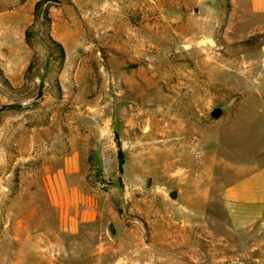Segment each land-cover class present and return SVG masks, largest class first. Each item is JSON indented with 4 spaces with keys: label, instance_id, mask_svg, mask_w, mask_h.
<instances>
[{
    "label": "rangeland",
    "instance_id": "rangeland-1",
    "mask_svg": "<svg viewBox=\"0 0 264 264\" xmlns=\"http://www.w3.org/2000/svg\"><path fill=\"white\" fill-rule=\"evenodd\" d=\"M234 8L0 0V195L42 185L74 150L73 178L97 210L75 234L43 219L36 255H19L0 219V264H264V226L223 227L232 217L222 192L264 191V30ZM191 185L214 236L198 255L163 242V219H197L182 204Z\"/></svg>",
    "mask_w": 264,
    "mask_h": 264
},
{
    "label": "crops",
    "instance_id": "crops-1",
    "mask_svg": "<svg viewBox=\"0 0 264 264\" xmlns=\"http://www.w3.org/2000/svg\"><path fill=\"white\" fill-rule=\"evenodd\" d=\"M232 1L238 17L254 18L261 23L256 30H264V0ZM67 141L72 142L70 139ZM59 158L62 161L61 165L47 174L45 179L43 178L42 185L34 187L21 185L9 196L4 194L2 198L0 195V211L3 212L0 219H6V232L10 233L14 241L19 242V255H28L29 252L31 255H36L42 252L43 249L38 247L37 241H44L46 238L43 219H48L49 215L55 219L53 232L56 234H75L81 225L91 224L97 220V210L93 200L83 195L73 178L80 172L79 154L71 150ZM250 180L247 184L251 182ZM191 187L192 185L185 189L182 204L188 213L195 208L197 218L199 215L196 210L203 202L202 200L199 202L197 190L194 194ZM222 197L228 202L232 217V219H225L224 230L253 232L257 226L260 228L264 226V219H258L264 209V191L236 185L222 192ZM233 204L243 206L244 212L234 209ZM28 219H40V221H36L37 224L32 229L29 228ZM162 232L166 246L174 248L181 246L186 250L187 255L201 254L205 246V238L208 239L207 241L214 239L213 232L205 223V219L198 218L163 219ZM215 238L227 239L222 234ZM33 243L36 244L33 245ZM29 245L32 246L29 248ZM207 248L209 245L206 246Z\"/></svg>",
    "mask_w": 264,
    "mask_h": 264
},
{
    "label": "bare ground",
    "instance_id": "bare-ground-1",
    "mask_svg": "<svg viewBox=\"0 0 264 264\" xmlns=\"http://www.w3.org/2000/svg\"><path fill=\"white\" fill-rule=\"evenodd\" d=\"M176 106V105H175ZM161 112V111H160ZM171 112H172V110H169V111H167L164 115H163V117H162V119L163 120H166L167 118H168V116L171 114ZM177 112H179V111H177ZM176 113V112H175ZM175 115V114H174ZM172 117H173V115H172ZM177 118V117H176ZM180 118V117H179ZM161 119V120H162ZM173 119H175L174 117H173ZM176 120V119H175ZM167 128H169V125H167V127L164 129V132H162V135L164 136V137H168V136H170V134H171V131H168L167 130ZM172 128V127H171ZM179 133H181V132H179ZM183 133V132H182ZM150 135V134H149ZM162 136V137H163ZM151 137H153V136H151ZM178 137V136H177ZM186 138V137H185ZM153 141V140H152ZM176 142V141H175ZM180 142V141H179ZM162 144H161V146L163 147H165L167 144H166V142H161ZM170 143V142H169ZM169 146V145H168ZM152 149V148H151ZM166 149V148H165ZM182 178V177H181Z\"/></svg>",
    "mask_w": 264,
    "mask_h": 264
},
{
    "label": "water",
    "instance_id": "water-1",
    "mask_svg": "<svg viewBox=\"0 0 264 264\" xmlns=\"http://www.w3.org/2000/svg\"><path fill=\"white\" fill-rule=\"evenodd\" d=\"M211 115L214 119H218L221 115V111L219 109H214L213 111H211ZM109 231L111 233L113 232L112 226H109Z\"/></svg>",
    "mask_w": 264,
    "mask_h": 264
}]
</instances>
